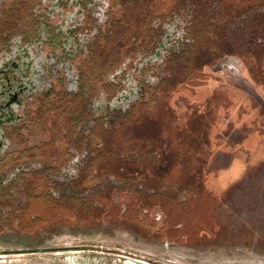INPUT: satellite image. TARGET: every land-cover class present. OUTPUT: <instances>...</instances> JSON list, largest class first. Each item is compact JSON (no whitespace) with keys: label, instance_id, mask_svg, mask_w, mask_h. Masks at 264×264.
Listing matches in <instances>:
<instances>
[{"label":"flooded vegetation","instance_id":"af4514ba","mask_svg":"<svg viewBox=\"0 0 264 264\" xmlns=\"http://www.w3.org/2000/svg\"><path fill=\"white\" fill-rule=\"evenodd\" d=\"M260 14L264 0H0V228L41 223L42 211L108 208L115 190L142 212L148 195L188 198L170 168L121 172L123 155L104 150L107 133L122 138L128 124L161 118L190 74L238 56L216 41L201 60V20L219 40L226 26L256 25ZM131 136L132 158L161 160V140Z\"/></svg>","mask_w":264,"mask_h":264},{"label":"rangeland","instance_id":"374dc122","mask_svg":"<svg viewBox=\"0 0 264 264\" xmlns=\"http://www.w3.org/2000/svg\"><path fill=\"white\" fill-rule=\"evenodd\" d=\"M247 61V57L233 56L224 69L216 63L197 69L173 93L172 110L161 114L167 122L150 118L131 129L130 135L161 140L165 149L161 160L147 170L140 167L148 175V170L151 175L162 174L173 165L179 137L182 147L214 150L208 165L214 179L207 187L210 200L174 207L177 222L165 234L147 233L114 217L95 225L38 221L39 227L31 231L24 222L21 226L11 223L0 228V264H47L49 260L62 264L55 256L59 250L99 243L140 258L144 264H264V66L247 68ZM129 169L124 166L121 172ZM188 199L180 195L182 202ZM112 200L123 211L135 201L117 190ZM162 200L142 212L157 230L168 219L162 206L170 209L172 204ZM35 211L41 212L40 208ZM42 214L47 217L50 212ZM203 221L214 222L213 233L202 236V230L194 227Z\"/></svg>","mask_w":264,"mask_h":264},{"label":"trees","instance_id":"16d2710c","mask_svg":"<svg viewBox=\"0 0 264 264\" xmlns=\"http://www.w3.org/2000/svg\"><path fill=\"white\" fill-rule=\"evenodd\" d=\"M239 11L238 8L235 10H228L226 12L234 14ZM223 20H221L222 23ZM228 22H232L229 20ZM252 21L245 22L244 26H237L236 29L229 28L226 26L225 32H220V39L218 40L215 37H208L207 32H209V23L208 20H201V28L203 30V38L202 44L206 46L205 51L202 53V59L205 60L206 56L211 55L210 48L215 44L218 45L219 51H224L229 54H235L241 57H247L248 63L250 64V68L260 70L264 66V14H260L256 16V25H251ZM249 28L250 37H247L246 29ZM229 31L230 33H228ZM253 33L255 35H253ZM263 39L262 43H256V40ZM237 40V42L241 43L242 47L239 45L236 48H233L230 45V42ZM251 40V44L253 48L246 49L245 43ZM219 53V52H218ZM203 62V61H198ZM258 79H262L261 76H258ZM131 127L132 124H128L124 129V136L122 138H117L111 135L110 131H108L104 150L107 153L108 157H116L117 154L121 153L122 157V166H128L133 173L138 170V167H141L139 160H135L133 155L136 152L135 148H132L131 140ZM180 138V137H179ZM157 139V138H154ZM177 143V142H176ZM179 143V142H178ZM177 143V144H178ZM116 147L118 150L116 151ZM144 146H141L143 148ZM174 152L176 153V161L170 167L172 173H178L179 177L174 182L179 186L180 192H185L188 194L189 199L187 202H182L179 199V194L167 193L163 194L158 192L153 195H148L146 197L145 203L148 207H153L157 200L163 199L162 201L172 200V204L170 205V209L167 206H162L163 209L168 213V219L163 223L159 230L156 228V223L151 222L148 216H144L142 211L138 209L135 205V201L131 202L126 206V209L123 211L119 205L112 204L106 208V205L102 208H96L92 206V211L88 212L84 210V204H82V208L79 212H69L67 210L63 212H55L50 216L43 217L41 222L42 225L49 224L50 221H58V220H68L71 225H95L101 224L105 221V219L114 217L121 218L124 223L128 225L134 226L136 228H141L147 233L155 232V233H166L169 232L171 226L174 225V221H176V215H173L172 209L177 207L179 204H189L192 201L198 202L199 199H208L210 200V195H208V186H210L213 182V177H211V172L208 168L209 165V155L210 152L205 146H197L191 145L190 147H182V145L175 146ZM128 156L130 158L128 159ZM145 170L147 167L151 165H144ZM181 167V168H180ZM125 179L130 180L132 176L128 178L124 176ZM156 200V201H155ZM163 203V202H162ZM95 207V208H94ZM61 217V218H60ZM213 218V217H211ZM210 218V219H211ZM209 219V220H210ZM207 221V220H206ZM204 222L200 224H196L195 228L202 230V236H205L210 232L216 229L214 227L211 228V224L214 222ZM177 222V221H176ZM38 223H33L26 226L27 231L35 230L39 227ZM40 224V225H41ZM193 227V228H194ZM186 229V228H185ZM188 229V228H187ZM211 237V236H210Z\"/></svg>","mask_w":264,"mask_h":264},{"label":"built area","instance_id":"2783aa9c","mask_svg":"<svg viewBox=\"0 0 264 264\" xmlns=\"http://www.w3.org/2000/svg\"><path fill=\"white\" fill-rule=\"evenodd\" d=\"M58 254L63 256L66 264H81L82 262L86 264H109L111 260L127 264L145 263L144 260L133 258L130 254H126L123 251H115L104 243L72 246L59 250Z\"/></svg>","mask_w":264,"mask_h":264},{"label":"crops","instance_id":"0c3cea01","mask_svg":"<svg viewBox=\"0 0 264 264\" xmlns=\"http://www.w3.org/2000/svg\"><path fill=\"white\" fill-rule=\"evenodd\" d=\"M76 246V245H75ZM56 258L58 259L59 258V261L62 263V264H66L64 259L62 260V255L60 254H55ZM49 261H52V262H48L47 264H55V261L53 260H49ZM64 261V262H63ZM36 264H44L43 262H37ZM81 264H86L85 262H82ZM109 264H126L124 262H114L113 260L110 261Z\"/></svg>","mask_w":264,"mask_h":264}]
</instances>
